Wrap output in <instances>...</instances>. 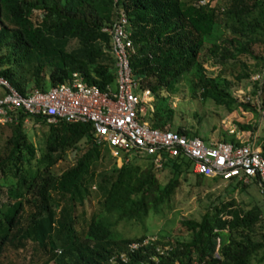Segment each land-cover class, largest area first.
Instances as JSON below:
<instances>
[{"label":"trees","instance_id":"trees-1","mask_svg":"<svg viewBox=\"0 0 264 264\" xmlns=\"http://www.w3.org/2000/svg\"><path fill=\"white\" fill-rule=\"evenodd\" d=\"M121 9L132 41L131 72L155 100L146 118L149 125L170 128L172 108L164 93L187 73L190 86L200 87L202 95L222 96L229 104L231 80L206 74V57L239 82L251 75L247 58L258 61L261 72L251 92L258 97V109H250L264 112V54L251 47H264V0H0V50L6 47L0 53V74L21 92L63 81L72 71L86 83L112 86L114 60L107 48L109 36L100 28ZM69 39L76 46L66 49ZM19 64L25 69L22 80L11 69ZM37 125L45 127L37 146L20 122L0 125L9 129L0 146V264L104 263L128 241L149 235L117 234L116 222L142 223L149 213L159 212L186 172L196 181L205 178L178 154L163 157L159 167L145 155L115 165L105 148L92 141L88 123L58 120L45 125L40 120ZM175 130L195 134L181 125ZM81 139L84 149L54 173L52 166ZM218 139L234 140L225 130ZM258 144L264 156V131ZM102 161L108 167L97 168ZM165 167L170 174L161 184L156 170ZM219 203L211 202L199 218H181L185 237L155 238L118 263L249 264L251 254L264 246V200L232 211ZM18 254L26 261L20 262Z\"/></svg>","mask_w":264,"mask_h":264},{"label":"built area","instance_id":"built-area-1","mask_svg":"<svg viewBox=\"0 0 264 264\" xmlns=\"http://www.w3.org/2000/svg\"><path fill=\"white\" fill-rule=\"evenodd\" d=\"M198 1L203 3V0ZM100 29L109 36L107 48L114 60L113 87L100 88L86 83L80 73L72 71L63 81L21 92L0 74V125L18 122L23 126L27 122L37 125L40 120L45 125L58 120L88 123L92 141L108 148L110 154L120 160L118 164L129 159L127 154L131 152L141 151L151 158L154 166H160L163 157L178 154L189 160L194 172L204 176L255 182L264 200V156L260 147L239 138L205 142L197 134L149 125L146 118L147 109L152 110L151 93L131 72L132 41L125 12L119 10L117 16ZM154 239L153 235L132 239L99 264L124 262L128 253ZM154 245L156 251H162L160 245Z\"/></svg>","mask_w":264,"mask_h":264},{"label":"rangeland","instance_id":"rangeland-1","mask_svg":"<svg viewBox=\"0 0 264 264\" xmlns=\"http://www.w3.org/2000/svg\"><path fill=\"white\" fill-rule=\"evenodd\" d=\"M103 46V43H101ZM76 46L74 39H69L65 45L66 49H71ZM108 47V46H107ZM252 51L254 53L264 54V47L262 44H253ZM6 51V47L0 50V53ZM205 51V45L202 46L200 52ZM246 64L250 70L251 75L249 79H243L240 82L235 80L229 73V69L219 72V65L214 63L210 57H206L203 62L204 72L213 77H226L231 80L229 93L231 100L226 104L225 97H215L211 95H202L200 87L190 86V74L187 73L181 76L179 80L172 83L169 89L164 94L167 95L166 103L172 108L171 119L169 122L170 129H175L177 125L187 127L199 135L205 142L212 139H217L219 133L225 130V133L232 138H239L241 140L249 141L254 145L260 147V134L264 131V112L253 111L250 107L258 109V97L251 92L254 90L255 81L258 74L261 72L259 62L248 57ZM14 75L22 80L25 69L19 65H12ZM1 91V90H0ZM149 103L153 109L155 104L154 96L150 95ZM240 102L247 104L248 107H243ZM152 111V110H151ZM147 109V113L151 114ZM148 115V116H149ZM147 117V116H146ZM236 121L250 124V128H240ZM24 130L27 137L33 142L35 146L42 143L44 126L34 125L32 122L24 124ZM9 134L8 127L0 126V146ZM86 146V141L81 139L76 145L67 150L62 159L58 160L53 166L52 171L58 173L60 170L69 166L75 156L81 152ZM107 149H102L107 157H111L115 165L120 161L118 158L112 156ZM109 154V155H108ZM129 159H141L144 154L140 151L138 153L131 152L127 154ZM102 161L97 168L108 167ZM159 167V166H156ZM189 169L191 166L189 165ZM168 169L160 168L156 170V176L161 184L165 183L169 176ZM179 184L174 188L172 195L167 204H162L159 212L149 213V217L144 219L142 223L134 220H120L113 225V229L117 234L133 236L142 232L153 235L155 238L166 239L169 235L185 237L187 234L184 227L179 226L181 218H199L205 208L211 202H220L219 204L227 210H242L249 208L251 204H263V196L255 182H248L245 185L235 183L234 181H224L205 176L201 181H196L192 172H186L185 178L179 177ZM93 185L91 187L93 188ZM218 200V201H217ZM232 214V213H228ZM264 219V214L262 215ZM256 239L260 235H255ZM34 256V255H33ZM32 256V257H33ZM20 262H25V257L18 254ZM249 264H264V246L253 252L249 259Z\"/></svg>","mask_w":264,"mask_h":264},{"label":"crops","instance_id":"crops-1","mask_svg":"<svg viewBox=\"0 0 264 264\" xmlns=\"http://www.w3.org/2000/svg\"><path fill=\"white\" fill-rule=\"evenodd\" d=\"M111 87H113V86H111ZM1 90V89H0ZM1 92V91H0Z\"/></svg>","mask_w":264,"mask_h":264}]
</instances>
